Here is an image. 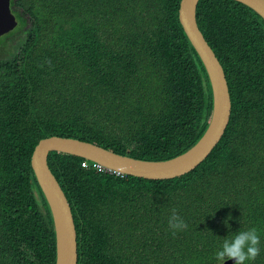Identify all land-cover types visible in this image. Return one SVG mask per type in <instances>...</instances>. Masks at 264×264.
<instances>
[{"label":"trees","instance_id":"16d2710c","mask_svg":"<svg viewBox=\"0 0 264 264\" xmlns=\"http://www.w3.org/2000/svg\"><path fill=\"white\" fill-rule=\"evenodd\" d=\"M178 2L9 0L16 24L0 36V264H54L51 216L29 165L39 139L75 138L151 161L198 140L211 93ZM195 21L226 79L225 130L193 169L164 181L49 152L72 212L76 264H219L224 239L251 227L261 251L245 264H264V22L234 0H198ZM172 209L187 224L175 235Z\"/></svg>","mask_w":264,"mask_h":264},{"label":"water","instance_id":"95a60500","mask_svg":"<svg viewBox=\"0 0 264 264\" xmlns=\"http://www.w3.org/2000/svg\"><path fill=\"white\" fill-rule=\"evenodd\" d=\"M9 0H0V36L11 30L14 19L8 9ZM198 0H179L177 20L197 55L208 80L211 109L207 125L198 140L182 153L164 161L147 162L127 155L116 154L98 145L69 137L49 136L40 139L30 155V167L35 181L50 212L54 238V264H76V239L72 216L64 195L54 176L47 169L45 155L48 150L68 153L103 166L123 175L156 177L177 176L200 163L222 136L230 114V99L226 79L213 51L206 43L195 21ZM264 21V0H234ZM234 259L224 261L228 264Z\"/></svg>","mask_w":264,"mask_h":264},{"label":"clouds","instance_id":"9594fccd","mask_svg":"<svg viewBox=\"0 0 264 264\" xmlns=\"http://www.w3.org/2000/svg\"><path fill=\"white\" fill-rule=\"evenodd\" d=\"M8 9H9V12L13 16V13L11 11V7L9 6V1H8ZM13 19H14V16H13ZM14 22L16 24V20L15 19H14ZM207 122H208V120H207ZM206 125H207V123H206ZM45 138H47V137H45ZM42 139H44V138H42ZM49 152H59V151L48 150L46 152V155H45V163H46L47 169L54 176L53 172L50 170V168L48 166V163H47V155H48ZM60 153H63V152H60ZM65 154H68V153H65ZM69 155H71V154H69ZM82 159H83V161H81V163H80V166H82V167H88L89 166V167L95 169L96 171H101V172L105 171V172H109V173H114L116 175H123V174H120V173H116L114 171L106 170L100 164L92 162V161H89L90 164H88V163H86L88 160H86L84 158H82ZM138 160H141V159H138ZM165 160H167V159H165ZM29 161H30V158H29ZM141 161L154 162V161H151V160H141ZM158 161H164V160H158ZM29 165H30V162H29ZM30 169H31V167H30ZM32 174H33V172H32ZM178 176H180V175L156 177L155 179L144 178V177H141V176H138V178L139 179H143V180L164 181L166 179H170V178H174V177H178ZM54 178H55V180H56V182L58 184V181H57L55 176H54ZM62 193H63V191H62ZM63 195H64L65 201H66V203L68 204V207H69V203H68V201L66 199V196H65L64 193H63ZM69 209H70V207H69ZM71 216H72V212H71ZM72 221H73V217H72ZM51 223H52V221H51ZM168 224H169V229L173 230L172 231L173 235H175L177 231H181V230H183V229H185L187 227V224L176 213L175 209H172V216L169 218ZM225 225H227V221H226ZM75 236H76V234H75ZM259 245H260V238H259L257 229L255 227H251V228H249L247 230L236 232L235 235L231 239H227V238L224 239L223 244H222V248L215 253V259L219 262V264H223V262H224V260L226 258L227 259H234L235 264H245L246 261H254L256 259V257L260 254L261 249H260ZM76 260H77V256H76Z\"/></svg>","mask_w":264,"mask_h":264}]
</instances>
